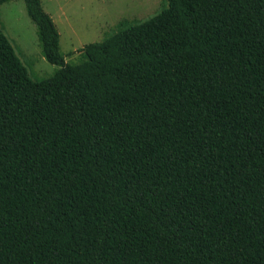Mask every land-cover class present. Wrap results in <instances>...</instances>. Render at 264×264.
<instances>
[{"label":"trees","instance_id":"1","mask_svg":"<svg viewBox=\"0 0 264 264\" xmlns=\"http://www.w3.org/2000/svg\"><path fill=\"white\" fill-rule=\"evenodd\" d=\"M23 1L60 68L0 23V264H264V0H168L75 64Z\"/></svg>","mask_w":264,"mask_h":264},{"label":"rangeland","instance_id":"2","mask_svg":"<svg viewBox=\"0 0 264 264\" xmlns=\"http://www.w3.org/2000/svg\"><path fill=\"white\" fill-rule=\"evenodd\" d=\"M60 33V51L66 62L80 60L84 46L103 41L120 31L122 22L130 27L143 23L167 9L168 0H41ZM0 23L17 55L35 81L51 77L59 68L42 53L37 28L23 0L0 6Z\"/></svg>","mask_w":264,"mask_h":264}]
</instances>
